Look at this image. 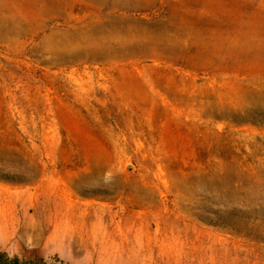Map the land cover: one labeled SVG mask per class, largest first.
Masks as SVG:
<instances>
[{
	"label": "rangeland",
	"instance_id": "1",
	"mask_svg": "<svg viewBox=\"0 0 264 264\" xmlns=\"http://www.w3.org/2000/svg\"><path fill=\"white\" fill-rule=\"evenodd\" d=\"M142 250L264 264V0H0V264Z\"/></svg>",
	"mask_w": 264,
	"mask_h": 264
},
{
	"label": "crops",
	"instance_id": "2",
	"mask_svg": "<svg viewBox=\"0 0 264 264\" xmlns=\"http://www.w3.org/2000/svg\"><path fill=\"white\" fill-rule=\"evenodd\" d=\"M72 246H70V248H71ZM114 253H115V251L113 252V251H111V252H109V254H110V256L111 257H115L114 256ZM120 255H121V251L118 249L117 251H116V258L118 259V258H120L121 259V257H120ZM121 260H123V259H121ZM123 262L125 263V262H127V260H123ZM129 263L130 264H151V263H149L148 261H144V260H141V261H136V262H134L133 260H129Z\"/></svg>",
	"mask_w": 264,
	"mask_h": 264
},
{
	"label": "bare ground",
	"instance_id": "3",
	"mask_svg": "<svg viewBox=\"0 0 264 264\" xmlns=\"http://www.w3.org/2000/svg\"><path fill=\"white\" fill-rule=\"evenodd\" d=\"M64 236H66V234H65ZM65 238H66V237H65ZM53 240H55V239H53ZM65 240H66V239H65ZM59 243H62V241L59 240ZM139 253H140V255H139L140 258L138 257V259L136 260L137 262H138V261H141V260L147 261V259H146V258L148 257L147 254H148V253L151 254L150 251H148L147 253H146V252L143 253V250H142L141 252H139ZM141 258H143V259H141ZM133 259H134V258H133ZM136 261L134 260V262H136Z\"/></svg>",
	"mask_w": 264,
	"mask_h": 264
}]
</instances>
